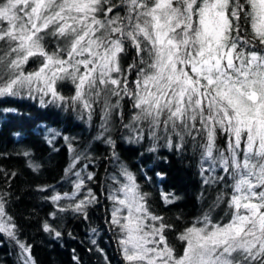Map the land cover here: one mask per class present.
Masks as SVG:
<instances>
[{
  "label": "snow or ice",
  "instance_id": "1",
  "mask_svg": "<svg viewBox=\"0 0 264 264\" xmlns=\"http://www.w3.org/2000/svg\"><path fill=\"white\" fill-rule=\"evenodd\" d=\"M53 40L49 50L45 42ZM129 48L138 60L123 69L121 54ZM37 56L39 68L25 72ZM132 69L134 87L126 74ZM63 80L75 85L71 102L89 114L92 97H104L105 131L112 110L128 97L136 111L124 127L138 133L137 140L144 128L133 125L145 122L149 136L170 147L173 135L177 148L185 137L195 148L203 136L202 172L207 159L212 172L219 166L225 174L205 183L232 181L227 221L197 218L180 232L178 253L165 235L172 225L150 212L147 195L124 169L128 183L122 199L113 197L120 207L109 222L120 230L125 264H264V0H0V97L27 90L30 97L35 92L64 102L56 88ZM111 96L119 99L113 103ZM218 129L226 133L227 155L217 148ZM82 186V180L75 185ZM88 195L74 211L95 201ZM4 216L0 199V232L14 237L15 226ZM44 230L52 231L48 224ZM30 261L28 255L25 264Z\"/></svg>",
  "mask_w": 264,
  "mask_h": 264
},
{
  "label": "trees",
  "instance_id": "2",
  "mask_svg": "<svg viewBox=\"0 0 264 264\" xmlns=\"http://www.w3.org/2000/svg\"><path fill=\"white\" fill-rule=\"evenodd\" d=\"M45 43L50 49L52 43ZM143 55L147 60V53ZM134 58L138 60L134 48L121 54L122 68L127 69ZM41 59L31 58L24 70L33 71ZM136 71L126 73L130 87H134ZM56 88L66 98L64 102L30 97L22 91L15 97H0V199L15 226L14 237L0 232V264H25L28 255L30 264H125L118 242L120 230L109 222L114 206L110 196L118 183L114 178L124 169L147 195L150 212L172 225L165 235L178 253L183 249L180 232L197 218L208 214L213 222L227 221L232 181L225 177L228 186L223 181L205 183L203 136L196 138L195 148L191 137H185L183 147L177 148L179 139L173 135L170 147L166 139L149 136L145 122L133 125L144 128L143 138L137 140L138 133L124 127L136 111L128 97L120 101L121 108L112 110L105 131L101 127L103 96L99 100L92 97L89 114L80 103L71 102L75 95L71 80L58 81ZM117 99L110 97L113 103ZM226 139V133L218 129L216 145L225 155ZM77 158H86L89 166L94 163V177L87 188L95 201L87 203L83 212L74 211V206L89 196L65 198L72 192L69 177L76 171L72 167ZM55 195L62 198L54 203ZM218 196L222 197L219 202ZM61 207L65 210L60 211ZM45 224L52 231H45ZM18 241L30 248L28 255Z\"/></svg>",
  "mask_w": 264,
  "mask_h": 264
},
{
  "label": "rangeland",
  "instance_id": "3",
  "mask_svg": "<svg viewBox=\"0 0 264 264\" xmlns=\"http://www.w3.org/2000/svg\"><path fill=\"white\" fill-rule=\"evenodd\" d=\"M55 47H56V43L54 41L50 45V49L49 50H51V49H53ZM39 66L35 67L33 69V71L37 70L39 68ZM22 92H27V90H22ZM32 95L33 96H39V97H41V95L39 93H35V92ZM43 98H47L49 100V99H51V96L50 95L49 96H44ZM85 159L78 158L74 162V164H73L74 166L72 168L75 169L76 171L72 172V174L69 177V181L72 184V186H71L72 192L70 194H66L65 195V198H67V199H71V198L77 199L81 194H84L81 197H86V195H87V198H88V196H89L88 193L91 192V190H89V188H87V184L94 177V173L92 172L93 171L92 166L94 168V163H92V166H89V162H87ZM90 167H91V169H90ZM72 168H71V170H72ZM203 168L206 169L205 171H203L204 172L203 175H204V178L205 179L206 178H210V177L215 176V175H223V171H222V169L219 166H217L215 172H212L209 169V161L207 159L204 160ZM89 176H91V179H89ZM81 180L83 181V186H82L81 189L77 190L76 187H75V185H76L77 182H79ZM114 180L116 182H118V183H117V186L114 188V191H113L112 195L110 196V198L114 202V206H113L112 212H113L114 208L120 207V205L113 199V197H116L118 199H122L123 198V192L121 191V189H122V187L125 184L128 183L126 177L122 173H121V176L120 177L114 178ZM135 181H136V179H135ZM136 184H137V182H136ZM126 214H127L126 213V210H124V212L122 213V215H126ZM3 221L7 222L9 225H12L9 222V218L6 215V212H5V216L3 217ZM11 230L13 231V228ZM26 254L28 255V253H26Z\"/></svg>",
  "mask_w": 264,
  "mask_h": 264
}]
</instances>
